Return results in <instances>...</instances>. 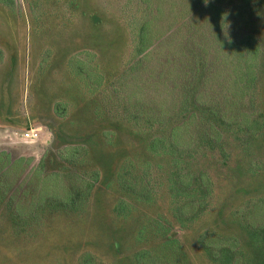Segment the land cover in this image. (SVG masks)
<instances>
[{
    "label": "trees",
    "instance_id": "obj_1",
    "mask_svg": "<svg viewBox=\"0 0 264 264\" xmlns=\"http://www.w3.org/2000/svg\"><path fill=\"white\" fill-rule=\"evenodd\" d=\"M24 4L28 111L51 142L33 165L0 149V264L48 219L92 222L112 250L77 240L55 264H264V0ZM1 11L24 20L13 0Z\"/></svg>",
    "mask_w": 264,
    "mask_h": 264
},
{
    "label": "rangeland",
    "instance_id": "obj_2",
    "mask_svg": "<svg viewBox=\"0 0 264 264\" xmlns=\"http://www.w3.org/2000/svg\"><path fill=\"white\" fill-rule=\"evenodd\" d=\"M13 6L22 11V14H24V20H22V22L21 20H16L11 27L9 22L4 20L5 15H3L1 11L0 43L5 45L4 49H10L9 52H15L17 56V67L15 70L16 78L11 93L14 94V101L12 104H15V108L17 107L18 110L14 113L16 116H13V118L10 119L8 118L7 122L0 121V149L8 151L11 156L21 155L31 157L30 164L33 165L39 158L44 147L51 142V132L37 119L32 121L30 112L28 111V61L29 54L30 52L32 53L33 46L35 45L33 42H30L24 0H13ZM57 33H59V31ZM57 33L50 38H52V40L55 39V41L61 40L62 36H59ZM12 81H14V78ZM15 95H17V98ZM16 99L17 103L15 102ZM37 114L42 116L44 112L43 110H39ZM23 121H27L28 126L38 127V137L36 139L32 141H24L20 139L18 133H16L19 129H16V127H20L23 124ZM106 221L108 222V220ZM45 224L46 225L42 227L41 231L39 230L40 234L35 240L28 239L31 242L30 244L24 240L21 241L20 245L15 244V247H13L11 251H8L7 256H9V258L6 260L11 259L15 264H55L56 259H58L57 256H62L61 258L63 260L65 250L73 247L77 240L78 244L90 240L92 242V251L96 252L103 258L109 257L108 251L110 252L111 249L106 247L104 239L100 235V231L96 230L95 225H92V222H87L82 225L80 224L72 230L69 225H65V223L63 224L60 220L54 221L48 219ZM58 229H64L68 232L62 233L54 231ZM121 237L123 238L124 236L122 235ZM71 251L72 249L69 252ZM69 252L66 253V257L70 255ZM7 264H10V262Z\"/></svg>",
    "mask_w": 264,
    "mask_h": 264
},
{
    "label": "built area",
    "instance_id": "obj_3",
    "mask_svg": "<svg viewBox=\"0 0 264 264\" xmlns=\"http://www.w3.org/2000/svg\"><path fill=\"white\" fill-rule=\"evenodd\" d=\"M20 139L24 141H32L38 137V127L28 126L22 130L17 131Z\"/></svg>",
    "mask_w": 264,
    "mask_h": 264
},
{
    "label": "clouds",
    "instance_id": "obj_4",
    "mask_svg": "<svg viewBox=\"0 0 264 264\" xmlns=\"http://www.w3.org/2000/svg\"><path fill=\"white\" fill-rule=\"evenodd\" d=\"M204 2H205V3H207V2H208V0H204Z\"/></svg>",
    "mask_w": 264,
    "mask_h": 264
}]
</instances>
